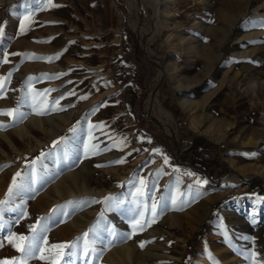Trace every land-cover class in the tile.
Here are the masks:
<instances>
[{"label":"rangeland","instance_id":"374dc122","mask_svg":"<svg viewBox=\"0 0 264 264\" xmlns=\"http://www.w3.org/2000/svg\"><path fill=\"white\" fill-rule=\"evenodd\" d=\"M243 3L179 0L180 8L174 14L178 31L172 33L182 34L185 41L171 44L161 26L155 31L154 0H51V4L48 0H0V27L4 29L0 36V110L19 108L24 113L15 121L0 115V125H4L0 127V262L25 259L14 246L21 244L15 237L32 236L35 226L37 231L47 228L48 243L27 264H49L41 255L54 257L51 264H67L69 259L73 264H165L171 248L180 250L185 240L180 264H200L207 242L223 228H229L251 262H263L252 263L264 264V134L259 140L255 136L264 130V106L252 107L247 97L232 103L226 95L228 86L237 80L245 85L249 73L264 84L256 66L264 65V50L256 64L239 59L235 63L239 75L233 73L226 79L228 84L220 85L222 68L233 61L236 35L249 22L244 15L233 20L209 74L203 59L193 51L203 44L216 48L213 35ZM28 13L33 15L21 31ZM255 28L264 29V18L257 19ZM26 41L33 42L43 55L55 56L27 58L23 54ZM173 46L176 54L172 58ZM250 47L264 48V36L241 49ZM170 60L177 64L184 85L188 81L199 85L200 95L191 97L200 110L220 118L222 132L216 134L203 124L189 122L179 100L183 88L175 86L166 69ZM37 63L58 66L33 74L30 69ZM32 92L46 93V105L33 110ZM201 94L206 98L201 99ZM261 97L264 103V90ZM157 101L170 118L158 111ZM41 111L44 114H37ZM33 118L43 120L41 128L29 125ZM63 118L70 120L56 142H47L53 122ZM81 133L86 141L71 151L70 143ZM193 144L200 146L193 149ZM64 158L73 170H81V162L87 160L86 177L91 187L103 189L104 194H79L76 189L71 194L68 187L62 196L50 191L57 181L53 169L66 173L61 165ZM13 180L21 187L14 188ZM140 180L146 185L143 197L137 192L142 187ZM47 191L50 198L43 196ZM134 197L148 204L145 221L151 220L135 232L130 212H125L136 208ZM153 200L157 202L155 217L150 211ZM77 211L89 219L73 229L69 225ZM115 215L130 227V238H124L122 234H128L113 223ZM85 233L93 247L95 238L104 236L108 251L128 243L136 245L131 249L132 263L110 262L97 250L94 256L77 258L68 256L72 249H64L61 256L59 249L50 248L79 237L82 252ZM137 252L147 254L140 259Z\"/></svg>","mask_w":264,"mask_h":264},{"label":"bare ground","instance_id":"6f19581e","mask_svg":"<svg viewBox=\"0 0 264 264\" xmlns=\"http://www.w3.org/2000/svg\"><path fill=\"white\" fill-rule=\"evenodd\" d=\"M243 1L244 3L240 7L238 6L239 8L236 9L235 13L228 15L224 18V21H223L224 25L220 27L219 29H217V31L213 35V41L214 42L216 41V44H217L216 48H213L211 46H204V44L195 46L193 48V51L195 53H198L199 56L203 59L205 67H206L205 70H207V74H209L210 71L214 67L215 60L220 54V47L222 46L224 40L226 39V36L228 35L229 31L231 30L233 26V20L237 19L239 16H244V15L249 16V22L244 27L240 28L239 32L236 35L235 48L233 50V61L229 62L221 70L223 77L221 75L222 78L220 81V85L228 84L229 81H226V79L230 78V76L233 73H236V75H239V72L235 69V66H236L235 63L239 62V59H249L250 62L256 64L257 62L260 61V57L258 56L259 52L261 50H264V48L260 49V48H253V47H250L244 50L241 49L242 45L247 44L254 40H258V39L260 40L264 36V29L255 28L257 19L264 18V2H262L263 0L262 1L261 0H243ZM256 2H259V3L256 4ZM154 4L156 7L157 19H158L154 27L155 31H158V28L161 26L166 34V40H168V43L172 44L173 41H176L179 44H183L185 39L184 37H182V34L178 33L176 36H173V33H172V31H178L179 23L177 22L174 14L180 8L179 0H154ZM25 48L26 50L24 51L23 54L27 58L45 59V58H52L55 56V54L43 55L41 52L37 50V46L31 41H26ZM175 54H176L175 46H173L171 57L173 58ZM232 64L234 67L233 66L230 67V65ZM57 66H58L57 64H54L52 66H44V65H40L39 63H37V65L34 67H31L30 70L33 74H37L40 71V69L53 70L54 68H57ZM256 66H257V69H259V73L264 75V65L262 63L260 64L257 63ZM166 69L170 73V76L175 86L178 88H183L184 92L181 94L179 100H180V103L183 105V107H185L186 109L189 122L193 126H197L198 124H203V126H205L206 129H209L210 131L216 134L219 132H222L223 127H222V121L220 120V118H216L210 115L204 109L200 110L198 101L194 99L193 97H191V94L194 96L200 95L198 94L199 85L196 82L190 83L189 81L187 84L184 85L183 84L184 82L182 83V77L177 72V64L174 63L172 60H170L167 63ZM249 74L245 76V77H248V80H247L248 82H246L245 85H244L243 80H237L234 86H228L229 89L226 94L227 96H229L228 100L231 101L232 103H235L236 100L242 99V97H247L252 107L254 108L256 107L258 108L259 106L263 107L264 103H263V98L261 97V92L264 90V84H262L261 86L259 81L251 78ZM263 75L261 76L264 77ZM18 76L22 78L23 74H19ZM218 89L216 90L217 92H218ZM212 91L214 90L212 89ZM209 94L211 95V93ZM201 95H202L200 96L201 99L206 98L205 94L204 95L201 94ZM211 96H213V94ZM223 103L224 105H226V100H223ZM203 104L207 106L206 101ZM156 106H157L158 111L161 114H164L169 118L171 117L170 113L163 106H161V104L158 103V101L156 103ZM48 120L52 121L53 118H50ZM69 120L70 118L68 119L63 118V119H60V122L54 121L51 128L49 129L50 136L47 142L52 141L55 143L57 134L62 131V129L66 126ZM263 120H264V112H263ZM29 122H30L29 125H31V127L33 128H41L42 123H44L42 119H34V118L31 119ZM27 132L30 133V129ZM262 134H264V130H262L261 133H258L255 135L256 140H259L262 137ZM86 138L87 137L83 133L76 136L75 138H73L72 142L70 143L69 149L71 151H74L75 148H79L81 145L80 142H85ZM86 161L81 162V170H73V169L68 168L70 164L69 160L67 158H64L62 160L61 165L62 167L67 168L66 173L64 172L62 173L61 171L58 170V168L53 169V174L54 176H56L57 181L53 186H51L50 191H54L59 196H62L64 189L68 187L70 188L71 194H75L76 192H78L79 194H97V195L99 193L104 194L105 191L103 189L100 190V189L91 187L90 181L86 177V174H85L88 172ZM102 187L103 185L101 186V188ZM74 189H76L77 191ZM49 195H50L49 191L43 194L45 198L47 197L50 198ZM88 219L89 217L87 215L77 211L69 227L73 229L80 228L82 224L84 223V221ZM112 221L124 233L126 234L131 233L130 227L128 226L126 221L122 220L118 215H115ZM198 222H199V219L197 218L195 223L197 224ZM178 227H180L181 229L182 226L178 225ZM232 227L234 226L232 225ZM102 238H103V243H101L99 239L95 238L94 240L95 248L101 254L103 253L108 261L113 262V261H116V259H119V260H127V262L132 263V260L134 258L132 259L131 249L132 247L135 248L136 245H131L128 243L125 246H122L120 248L113 247L111 251L110 250L108 251V249L106 248V240L104 236H102ZM185 241H183L184 244H185ZM184 244L180 250L171 248L172 252L168 254V256L165 257V260H166L165 264H180L182 255L185 249ZM146 254L147 252H137L136 255H138L141 259V257H145ZM203 257L204 259L200 260L199 262L200 264H254V263L261 262V260H256L255 262L252 261L254 263L251 262L249 255L242 252V250L239 248L235 238H233V236L230 234L229 228L228 229L223 228L217 233H215V235L213 236V239L210 242H207L206 248L203 251ZM140 264H145V263H140Z\"/></svg>","mask_w":264,"mask_h":264},{"label":"snow or ice","instance_id":"6c2138e0","mask_svg":"<svg viewBox=\"0 0 264 264\" xmlns=\"http://www.w3.org/2000/svg\"><path fill=\"white\" fill-rule=\"evenodd\" d=\"M48 3L51 4V0H48ZM53 7H55V5H52ZM33 15V13H28L27 15H25L23 17V21L21 23V31H24V22H27L30 17ZM4 33V29L2 27H0V36H2ZM6 62V59H5ZM31 79V78H30ZM0 88H2V85H0ZM47 103V94L44 92H32L31 93V107L33 108V110H36L38 108H42L44 105H46ZM55 104H59V101H55ZM53 110L52 108H47L45 109V111H51ZM37 114H44V111L38 112ZM0 115H4V116H9L12 117L13 120L15 121L16 119H22L24 116V113L19 111V108H15V109H9V110H0ZM0 127H4V125H0ZM74 131V130H73ZM89 136H91V133H89ZM95 148V145H93V149ZM122 162V161H121ZM165 163H167V158H165ZM20 174L17 173V176H19ZM140 185L142 186L141 188L137 189V192L139 193L140 197H143L144 193H143V187L146 186L145 185V181L144 180H140L139 181ZM13 187L14 188H19L21 187L20 185H17L16 181L13 180ZM12 193V189H9V194L11 195ZM115 198H108V200H113ZM133 202L136 204V208L135 209H125V212L128 213L130 212V223L133 229V232H135L138 228V226L142 229L143 227L146 226V224L151 223V220L145 221V215L149 210V206L147 203H145V201L140 198H133ZM173 203H175V200H173ZM117 207H119V205H117ZM3 209H0V211H2ZM55 211V210H54ZM151 216L155 217L157 215V202L155 200L152 201L151 203ZM141 221H145V223H141ZM90 231H94V229H90ZM32 232L33 235L32 236H17L15 237V240L20 241L21 244H14V246L17 248V251H20L24 254L25 259L24 260H15L12 262V264H27V260L28 259H32L35 258L39 253H41L42 251H44V245H47L48 241L46 238V233H47V228L46 227H41L39 231H37L36 227L33 226L32 227ZM111 235L115 236V232L113 231L111 233ZM122 236H124V238H130V234L128 235H124L122 234ZM88 233L84 234L83 237V249L81 252V249L79 247L80 245V241L82 238H77V240L73 243L70 244H52L50 246L51 249H59L60 250V255L62 256L63 250L64 249H72L74 251H70L68 253L69 257L72 256H76L77 258L80 257V255L82 254L85 258H88L90 255H96V249L95 247H93L92 245L89 244L88 240ZM9 241L12 242L13 241V236L12 234L9 235L8 237ZM100 240L101 243H103V238H98ZM0 246H2V244H0ZM141 247H143V245H141ZM41 259H46L49 261V264H51V260L55 259L54 257H44V256H40ZM0 264H8V262H0ZM67 264H73L72 260L69 259L67 261Z\"/></svg>","mask_w":264,"mask_h":264},{"label":"crops","instance_id":"0c3cea01","mask_svg":"<svg viewBox=\"0 0 264 264\" xmlns=\"http://www.w3.org/2000/svg\"><path fill=\"white\" fill-rule=\"evenodd\" d=\"M194 145H197L198 147L200 146V145H198V144H193V145H191V146H193V149H195V148H194Z\"/></svg>","mask_w":264,"mask_h":264}]
</instances>
